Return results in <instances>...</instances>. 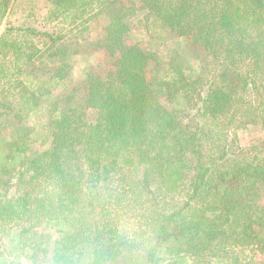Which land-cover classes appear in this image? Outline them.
<instances>
[{
    "label": "trees",
    "instance_id": "16d2710c",
    "mask_svg": "<svg viewBox=\"0 0 264 264\" xmlns=\"http://www.w3.org/2000/svg\"><path fill=\"white\" fill-rule=\"evenodd\" d=\"M50 1L55 16L74 12L77 28L108 20L87 46L109 58L75 79L70 61L82 42L49 31L41 47L32 26L0 36L11 76L25 75L0 98V125L13 133L0 165V225L31 259L45 254L54 264H203L261 239L264 149L247 155L228 130L264 121V0ZM136 10L160 25L156 37L186 47L164 57L129 42ZM43 58L57 65L47 81L35 67ZM0 69L3 82L8 67ZM174 97L182 107L163 101ZM48 104L47 141L32 148L35 129L24 118ZM42 226L59 234L53 243L37 235Z\"/></svg>",
    "mask_w": 264,
    "mask_h": 264
},
{
    "label": "rangeland",
    "instance_id": "374dc122",
    "mask_svg": "<svg viewBox=\"0 0 264 264\" xmlns=\"http://www.w3.org/2000/svg\"><path fill=\"white\" fill-rule=\"evenodd\" d=\"M2 9L0 10V36L4 35L5 30L9 27H26L32 26L38 28L42 31L39 34L31 35L34 38L35 42L38 43L41 47L44 42L48 41V37L46 32L56 31L63 34L62 41H73V42H82V47H80L81 52L73 56V59L70 61V65H72V77L75 79L79 78L83 71L84 67H88L89 65H97L98 67L105 68V61L109 58V53L100 48L99 45L87 46L88 41L96 42L101 37L102 34L105 33V25L108 20H105L101 17H92L89 21H87L88 28H84L82 26L76 27V22L74 23L73 17L74 12H69L65 14H61L55 16L51 14V1L50 0H3ZM128 1V0H127ZM136 3V6L139 7L138 0H129V5H132L131 2ZM0 7V8H1ZM139 10V9H137ZM136 10V11H137ZM92 14H87L84 17L88 18ZM85 19V18H84ZM80 21V20H78ZM130 26L128 29L127 39L129 42H140L142 46H144L147 50L158 52L161 56H166L167 50L169 47H174V45H179V40L168 39L163 41L162 38L156 37L157 30L160 29V25L153 20L152 18L146 20V16L137 11L135 15L132 16L130 21ZM85 26V25H84ZM84 28V29H83ZM7 37L15 38L18 42H22L24 37L18 35L15 32L8 34ZM1 38V37H0ZM186 47V46H185ZM8 51L9 49L0 48V67L1 64H6L8 67L7 73L5 76L6 80L3 82V77L0 76V98H5L12 93L13 88L16 84L19 83L21 78L23 79L25 75L21 77L18 75L12 77V73L15 74V69L12 64L5 62L3 60L2 51ZM199 58H191L190 65L192 67H197L199 65ZM35 67L38 70H47L45 74H40L41 79L47 81L50 79L49 72L53 74L54 68L57 67L55 60H50L49 58H43L41 60L35 61ZM53 69V70H52ZM83 70V71H82ZM1 75V69H0ZM3 75V74H2ZM50 77V78H49ZM11 78V83L5 84L7 79ZM5 79V78H4ZM53 79L50 84L53 83ZM11 85V86H10ZM47 85V86H48ZM69 86L68 84L63 85L62 87H58L55 89V94L63 96L68 92ZM49 94L47 97H56V95ZM46 97V96H45ZM46 97V98H47ZM60 97V96H59ZM58 97V98H59ZM161 99H164L161 97ZM57 100V99H56ZM166 101V105L170 108H179L182 107L180 97H174L173 100H163ZM195 107V106H194ZM190 106V109L187 112L188 117H191L196 113V108ZM87 115L89 119H95V111L92 109H88ZM51 118L50 114V106H41L36 109L34 112L25 116V122L30 124V126L34 127L33 141L31 142L32 148L39 149L44 143L47 141V124ZM230 135L237 136V144L241 147L247 149L245 152L247 155H256L259 156L260 151L264 149V121L251 122L245 127L238 128L233 131V129L228 130ZM11 129L6 126L0 125V165L5 160V149L7 144L6 140L12 137ZM5 140V141H4ZM219 147H221L219 142ZM257 153V154H256ZM17 165L22 162L20 159V154L16 156ZM20 167H23L22 165ZM259 195L257 196L260 207L262 208V212L264 214V183L259 190ZM262 217V216H261ZM260 217H256L255 219H259ZM261 221V218L259 219ZM258 221L256 223V227L261 229V225ZM260 225V226H259ZM37 235L40 233H49L50 239H52V243L58 238L59 234L56 231H51L46 227L37 228ZM264 228L260 230L262 232L259 240L251 245H237L235 249L237 255H232L230 257L223 258L222 256L213 255L208 260L204 261L203 264H264ZM15 239V241H13ZM17 235L14 230L10 231L9 228H6L0 225V264H54L50 259V256H46L45 254H41V257L38 260H33L27 254L29 252V248L23 249L20 244L16 241ZM238 256V261H236L235 257Z\"/></svg>",
    "mask_w": 264,
    "mask_h": 264
}]
</instances>
